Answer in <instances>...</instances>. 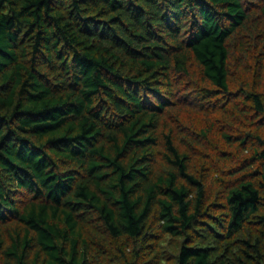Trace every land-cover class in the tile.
Here are the masks:
<instances>
[{
	"label": "trees",
	"instance_id": "16d2710c",
	"mask_svg": "<svg viewBox=\"0 0 264 264\" xmlns=\"http://www.w3.org/2000/svg\"><path fill=\"white\" fill-rule=\"evenodd\" d=\"M0 264H264V0H0Z\"/></svg>",
	"mask_w": 264,
	"mask_h": 264
}]
</instances>
